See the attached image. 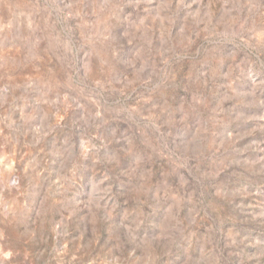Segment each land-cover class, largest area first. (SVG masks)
Listing matches in <instances>:
<instances>
[{
  "label": "rangeland",
  "instance_id": "rangeland-1",
  "mask_svg": "<svg viewBox=\"0 0 264 264\" xmlns=\"http://www.w3.org/2000/svg\"><path fill=\"white\" fill-rule=\"evenodd\" d=\"M0 264H264V0H0Z\"/></svg>",
  "mask_w": 264,
  "mask_h": 264
}]
</instances>
